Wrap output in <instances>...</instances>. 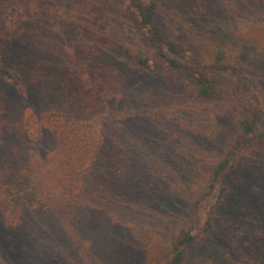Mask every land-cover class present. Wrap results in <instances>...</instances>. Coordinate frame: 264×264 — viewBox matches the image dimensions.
I'll use <instances>...</instances> for the list:
<instances>
[{
	"label": "rangeland",
	"instance_id": "rangeland-1",
	"mask_svg": "<svg viewBox=\"0 0 264 264\" xmlns=\"http://www.w3.org/2000/svg\"><path fill=\"white\" fill-rule=\"evenodd\" d=\"M145 1L155 40L128 0L0 4V264H167L189 229L184 264H264V0ZM168 56L220 82L216 96ZM239 78L259 122L242 144ZM56 110L96 129L77 182ZM225 157L236 168L210 189ZM34 160L52 206L30 204L13 225L9 188Z\"/></svg>",
	"mask_w": 264,
	"mask_h": 264
},
{
	"label": "trees",
	"instance_id": "trees-1",
	"mask_svg": "<svg viewBox=\"0 0 264 264\" xmlns=\"http://www.w3.org/2000/svg\"><path fill=\"white\" fill-rule=\"evenodd\" d=\"M7 0H0V4L3 5ZM128 8L130 14L133 15L137 28L141 30L144 38H150L155 40L159 35H163L161 28L155 23L156 17V3L146 2L145 0H128L125 4ZM154 27L155 30L151 31L150 28ZM159 34V35H158ZM148 36V37H147ZM148 38V39H149ZM169 45V43H168ZM170 46V45H169ZM174 45L171 44L170 49H173ZM222 56V52H220ZM168 64L172 70L177 72L180 79L192 82L196 85L198 93L204 98H213L219 91L220 82L217 84L214 78L204 74V72H199L194 70L192 67L177 61L174 58H166ZM138 62L143 66H148L149 59L147 57H139ZM217 65L220 67H230V64L223 63L221 60H217ZM234 84V83H233ZM232 91L236 94H240L243 101H246L244 107L241 111V128L243 132L239 134V143H243L245 139H250L256 133L259 122L258 111L252 106L250 100L255 98V94L249 82L245 79L239 78L236 80V85H232ZM250 96V97H248ZM4 107V102L1 99L0 93V108ZM66 113L63 111H53L49 114V118H62V123L64 124V131L66 134L65 149L71 155L73 159V170L78 180L82 179L84 173V164L90 163L93 157L94 147L98 144L96 139V129L92 123L83 122L78 119H74L68 122L66 118ZM264 137V136H263ZM236 152V150H234ZM34 161H30L28 166L21 172L20 175V188H9L10 206H9V220L11 224L17 225L20 223V218L25 211V207L30 204H42L46 207H51V198L43 190V173L41 174L38 169L33 166ZM83 164V166H82ZM229 159L224 158L215 168L214 176L209 183V188H216L221 180L224 171H233L236 165L229 166ZM76 172V173H75ZM41 182V185H40ZM82 183V182H80ZM229 193V184L226 183L221 190V198H224ZM221 202V201H220ZM220 202L215 205L219 206ZM214 207V206H213ZM213 222V220H212ZM195 236L191 233V230L183 231L179 234L175 244L172 247V252L170 253L169 260L167 264H184L188 252L186 247L195 241ZM244 260L240 261L243 264Z\"/></svg>",
	"mask_w": 264,
	"mask_h": 264
}]
</instances>
